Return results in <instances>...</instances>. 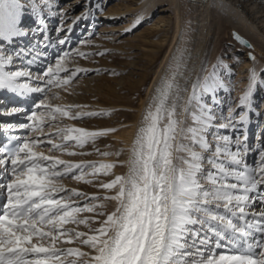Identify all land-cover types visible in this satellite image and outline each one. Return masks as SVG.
Segmentation results:
<instances>
[{"label":"snow or ice","instance_id":"1","mask_svg":"<svg viewBox=\"0 0 264 264\" xmlns=\"http://www.w3.org/2000/svg\"><path fill=\"white\" fill-rule=\"evenodd\" d=\"M52 7L50 0H0V90L20 96L44 94L26 115L27 123H0L5 133L17 128L28 133L9 135L8 145H0V264H264V140L256 146L258 159L253 164L246 161L252 151L246 127L257 85L255 72L236 107L219 117L223 122L214 123L218 117L204 96L213 93L211 100L216 102L215 92L222 87L216 66L201 80L182 71L178 62L153 90L128 158L120 162L126 173L96 185L104 195L69 189L61 183L63 178L92 183L87 176L108 174L116 163L73 162L51 153L83 154L71 149L115 129L60 126L64 118L106 114L51 103L47 94L59 95L54 88L67 91L78 73L89 71L70 70V52L58 54L42 73L32 72L31 67L47 57L45 49L53 46L42 19L44 9L56 14ZM26 12L37 18L42 39L16 50L11 46L30 31L24 25ZM61 15L63 25L67 15ZM140 23L137 16L132 28ZM56 31H71V25ZM235 38L247 44L239 35ZM67 39L57 42L65 45ZM193 101L195 126L184 128L180 110L187 111ZM24 113L12 107L0 110V117ZM220 129L232 130L235 139L220 134ZM101 200L114 206L108 210L107 203H96ZM81 225L87 231L79 230Z\"/></svg>","mask_w":264,"mask_h":264},{"label":"rangeland","instance_id":"2","mask_svg":"<svg viewBox=\"0 0 264 264\" xmlns=\"http://www.w3.org/2000/svg\"><path fill=\"white\" fill-rule=\"evenodd\" d=\"M50 2L53 5L51 13L56 14H50L47 9H44L43 16H45V22L48 20L50 24L53 46L49 47V50L48 48L45 49L48 54L50 53L45 63L40 64L41 67L32 70V72H35L34 74L42 73L45 65L54 63L58 54L62 55L65 51L70 52L71 56L66 61V66L70 70L80 67L89 71L78 73L68 86L67 91L54 88L53 92H58L59 95L53 98L50 93L47 94L51 103L80 105L83 107L73 109V111H103L106 114L76 120L64 118L60 126L72 125L89 131L115 129L107 135L99 136L94 141H90L83 148L71 149L76 153L83 154L68 155L58 151L51 154L73 162L116 163V167L108 174L100 173L95 177L87 176L86 179L91 180L92 183L78 182L73 180L71 176L61 180V183L69 189L75 188L89 195H104L105 190L96 187V185L100 182L110 181L115 175L126 173V165L121 166L120 162L126 161L125 158L129 154L131 144L126 141L122 134L131 130L135 123L137 126L141 124L150 102L147 97L148 91L154 80L162 75L163 70L159 72L162 68V61L171 55L175 47L174 35L177 25L175 5H172L169 0H164L156 5L150 13L142 15V0H50ZM218 8L222 9L219 5L212 7L217 17L219 13L215 9ZM84 12H87V15L77 21L75 18ZM61 13L67 15L63 25L61 24ZM224 13L228 14L229 12L224 11ZM137 16L140 17L141 23L132 28ZM185 18H181L182 23ZM36 20L35 16L26 12L24 25L30 29V37L26 42L32 40L31 43L35 44L42 39L43 34L37 31L40 26ZM212 20L218 25V20L215 17ZM69 25H71V31H56L61 27L67 29ZM190 26L187 25L186 33L188 35L197 34V29ZM128 28H132V30L125 31ZM224 29H221L217 34L212 32L211 35L214 36L206 55L207 66L197 75L203 80L213 71V66H216V79L222 84V87L217 88L215 92L216 102L213 103L211 100L213 93L204 96V101L213 107L218 117L214 123L223 122L219 117L221 115L227 116L229 109L236 107L239 97L248 89L253 78V67L250 61L253 59L249 57V53L252 51L243 47V44L237 42L235 37H229ZM65 36L68 38L67 43L59 45L57 39ZM193 42H195L194 39L188 44H194ZM31 43L22 42V44L28 45L26 48ZM11 47L13 49L18 48L15 44ZM76 50L87 55H79ZM53 53L54 55H52ZM260 55V57H264V54ZM183 59L187 60L183 66V70L187 71L191 62L189 60L191 55ZM260 63L263 64V68L256 78L257 85L253 88V108L249 111V123L246 127L247 145L252 149L246 157V161L250 164L258 159L256 146L261 140H264V61H260ZM8 69L15 70L12 66H8ZM43 98L44 94H38L36 102ZM142 103L146 104L143 105ZM11 104L9 103V105ZM194 105L195 102L193 101L192 106H189L187 111H183L180 119L184 128L195 126V122L191 119V112L195 110ZM10 109L11 107L8 110ZM239 111L240 109H237V113ZM26 115L21 123L28 122ZM212 131H216V129ZM218 131L220 134L233 135V139H235L236 133L232 130L220 129ZM25 134L28 133L25 131ZM244 134L245 131L242 128L239 135L243 138ZM207 138L211 140L210 135ZM181 142L189 143L186 139H181ZM41 150L47 152V148ZM233 150H235V146H233ZM105 152L111 153V155H101ZM117 152L120 155H116ZM86 171L91 170L87 169ZM73 199L79 198L74 197ZM96 203H107L108 210L114 206V202L111 201L101 200L96 201ZM82 215L89 216L92 214L83 213ZM95 226L93 225V227ZM79 230L87 231V228L81 225Z\"/></svg>","mask_w":264,"mask_h":264},{"label":"bare ground","instance_id":"3","mask_svg":"<svg viewBox=\"0 0 264 264\" xmlns=\"http://www.w3.org/2000/svg\"><path fill=\"white\" fill-rule=\"evenodd\" d=\"M164 0H142L141 2V14H148L153 10L156 5ZM172 5H175L177 13V25L175 29L174 41H176L175 47L169 57H165L162 61V65L159 72L162 75L172 71L173 67L178 62L182 63L181 70L187 60L184 57L191 55V62L188 65L186 74L190 73L193 79H196L207 66L208 50L210 48V42L214 35L221 29L226 30L229 37H235L239 35L242 39L248 42V45L243 44L249 51L254 52L255 59L251 61L252 71L255 72L256 77L263 68V64L260 61H264V57H260V54H264V0H169ZM213 5H219L221 10H217L218 17L215 16L212 9ZM228 11L229 13H224ZM44 17V16H43ZM182 17H186L182 23ZM215 17L218 20V25L214 23L212 18ZM44 24H46L45 19ZM181 25V28H180ZM187 25H191V28L197 29L198 33L195 35H188L186 33ZM218 30V31H216ZM194 39V44H188ZM236 39V38H235ZM237 42L241 43L236 39ZM250 45V47H249ZM182 46V50L180 48ZM184 55V56H183ZM183 56V58H181ZM171 65V67H170ZM187 65V64H186ZM175 68V67H174ZM159 75V74H158ZM161 76L154 80L150 90L148 91V101L153 95V90L157 86ZM199 77V76H198ZM6 93L7 91H3ZM254 93V89H253ZM16 94V93H13ZM185 99L188 93H184ZM27 98V97H25ZM147 102V101H146ZM149 102V103H150ZM143 105L146 103H142ZM181 111L180 118L183 114ZM12 122L14 120H7ZM141 124L138 126H132L131 130L125 131L122 135L126 141L132 144L135 134ZM182 126V125H181ZM261 129V127H260ZM128 156H126L127 160Z\"/></svg>","mask_w":264,"mask_h":264},{"label":"water","instance_id":"4","mask_svg":"<svg viewBox=\"0 0 264 264\" xmlns=\"http://www.w3.org/2000/svg\"><path fill=\"white\" fill-rule=\"evenodd\" d=\"M244 40V39H243ZM246 41V40H245ZM246 45H248V42H247V44ZM251 53V56H254V54L252 53V52H250ZM251 56L249 55V57L251 58ZM252 59V58H251Z\"/></svg>","mask_w":264,"mask_h":264}]
</instances>
